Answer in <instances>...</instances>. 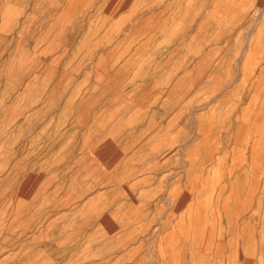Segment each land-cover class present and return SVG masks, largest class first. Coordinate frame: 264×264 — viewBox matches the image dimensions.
<instances>
[{
  "label": "rangeland",
  "instance_id": "obj_1",
  "mask_svg": "<svg viewBox=\"0 0 264 264\" xmlns=\"http://www.w3.org/2000/svg\"><path fill=\"white\" fill-rule=\"evenodd\" d=\"M0 264H264V0H0Z\"/></svg>",
  "mask_w": 264,
  "mask_h": 264
}]
</instances>
